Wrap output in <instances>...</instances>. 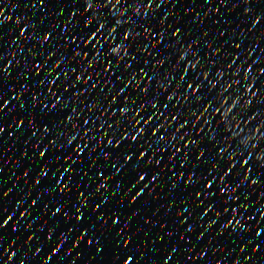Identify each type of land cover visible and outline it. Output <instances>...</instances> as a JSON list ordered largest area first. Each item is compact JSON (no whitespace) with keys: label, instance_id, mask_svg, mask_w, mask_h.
Wrapping results in <instances>:
<instances>
[{"label":"snow or ice","instance_id":"1","mask_svg":"<svg viewBox=\"0 0 264 264\" xmlns=\"http://www.w3.org/2000/svg\"><path fill=\"white\" fill-rule=\"evenodd\" d=\"M168 3L0 0V264H264V0Z\"/></svg>","mask_w":264,"mask_h":264},{"label":"water","instance_id":"2","mask_svg":"<svg viewBox=\"0 0 264 264\" xmlns=\"http://www.w3.org/2000/svg\"><path fill=\"white\" fill-rule=\"evenodd\" d=\"M24 2H26V0H24ZM204 3V0H196V4L193 5V7L191 9H188L189 14H202V12L204 10H209V6L205 3V7L204 9H201L199 7V4ZM232 3H237V0H232ZM230 5L226 4L224 9H220L219 8V0H214V3L211 5V9H219L220 14H213L212 19L211 20H206L204 25H202L203 28L207 29L209 27L212 26V22L213 21H219L222 25L224 24L225 21H227L229 18L235 19L236 15L239 13L240 8L237 7L235 8L231 13H229L227 11V8ZM188 8V0H184L183 4H177L175 7L172 6V0H169V3L167 5V7L162 8L161 10H158L159 14H164V13H168L170 16H177V15H183L185 12V9ZM19 11H23L25 14H29V11L27 8H24L23 5H21L20 9L16 12V13H7L9 15H18ZM40 10L37 9L36 10V15L39 16ZM226 26V25H225ZM14 94V93H13ZM23 99V97H22ZM0 140H2L4 143H8L7 137L5 135V137L0 138ZM13 147H16V153H13ZM19 147L17 145H12L10 147L7 148L6 151H3L2 149H0V154H2L3 159H0V163L4 164V168L5 170H8L11 168L12 166V160L14 159V155H18L19 154ZM25 160H27V157H25ZM81 169H84V165L80 166ZM86 170V169H85ZM14 171L16 172V174H19V168L14 169ZM91 175V173H89ZM0 179H3L5 181V189L7 190V188L11 187L12 185V178L11 176L8 177H4V176H0ZM61 183H63V181H61ZM22 187H26V182L25 181H19L17 182V186L12 188L11 192H9V195L5 198V202L6 204H8L10 206L11 202H15L14 197H15V193L17 191H19ZM35 190H33L34 193ZM27 201H25V206L27 205ZM39 203V202H38ZM20 209H17V211H19ZM59 220V218H58ZM50 225H45L44 227L47 228ZM68 224H62V227L60 229V232L55 234L53 237V243L55 242L56 238H58V235L60 233H62V231L64 230L65 227H68ZM79 231L78 228L74 229L73 231H71L69 233V240L66 242V244L63 246V250L68 252V255L65 256V261L69 262L72 261L73 259L77 260V251L78 249H71L70 245L72 243V239L73 237L77 234V232ZM211 231V230H210ZM37 242H42V241H37ZM183 243V242H181ZM29 247H31V245H29ZM47 249H42L41 253L37 254V258L39 259L43 252H46ZM219 253H217V258L219 257ZM29 259H32L31 256H29ZM91 259V258H90Z\"/></svg>","mask_w":264,"mask_h":264},{"label":"clouds","instance_id":"3","mask_svg":"<svg viewBox=\"0 0 264 264\" xmlns=\"http://www.w3.org/2000/svg\"><path fill=\"white\" fill-rule=\"evenodd\" d=\"M74 260H75V259H73L72 261H70L69 264H74Z\"/></svg>","mask_w":264,"mask_h":264}]
</instances>
